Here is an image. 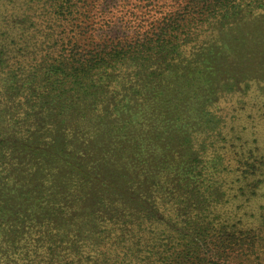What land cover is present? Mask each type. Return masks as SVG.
<instances>
[{
  "label": "trees",
  "instance_id": "obj_1",
  "mask_svg": "<svg viewBox=\"0 0 264 264\" xmlns=\"http://www.w3.org/2000/svg\"><path fill=\"white\" fill-rule=\"evenodd\" d=\"M60 1L35 9L40 23L7 21L21 36L0 38V264L242 254L245 241L234 230L223 240L220 215L205 213L212 182L196 134L215 94L262 60L264 11L248 3L263 0H173L185 4L123 40L100 38L113 29L104 22L94 40L84 5Z\"/></svg>",
  "mask_w": 264,
  "mask_h": 264
},
{
  "label": "rangeland",
  "instance_id": "obj_2",
  "mask_svg": "<svg viewBox=\"0 0 264 264\" xmlns=\"http://www.w3.org/2000/svg\"><path fill=\"white\" fill-rule=\"evenodd\" d=\"M171 2L173 0L72 1L77 6L84 5L86 15L81 19L93 28L96 26L93 32L94 40L98 39L95 35L102 22L113 24V29L104 32L100 38L123 40L134 34L132 30L138 22H157L185 4ZM59 3L62 2L0 0V38L4 34L15 33L4 31L5 23H9L7 21L15 20L16 24L24 22L28 26L32 22L33 25L35 22L40 23L42 18L34 13L35 9ZM233 4L229 3L230 6ZM245 4L247 5L243 3ZM248 4L253 7L262 6L255 8V13L264 11V0ZM21 13L26 16L23 20L17 16ZM262 20L264 28V17ZM144 25L140 31L146 28L147 25ZM32 28L33 26L29 30ZM58 30L61 31V28ZM21 32L22 30L14 36L18 38ZM68 35H71L70 31ZM228 35L227 40L232 41L231 33ZM261 35L264 37V33ZM258 46L262 51V60L258 61L250 72L241 69V66L238 67L241 73H244V78L239 80L235 87L228 86L222 94H215L210 105L213 114L203 127L206 129L202 128L203 131L196 134L200 142L197 151L198 164L204 165L207 171L203 179L212 182V187L208 190V205H205L208 210L205 213L214 215L208 214V211H212L220 215L216 223L223 234V240L226 233L233 234L230 231L234 230L233 235L245 241L243 253L230 255L224 264H264V42ZM227 48L230 50L231 46ZM227 81L228 85H231L230 78L227 77ZM72 194L71 196L77 198L79 189H72ZM85 217L86 215H83L77 227L83 225ZM2 228L0 224V230ZM70 230L79 237L80 234L75 229ZM180 230L177 228L175 231ZM182 238L184 243L192 239L201 248L204 247V243L190 233H185ZM254 239L256 242L251 248Z\"/></svg>",
  "mask_w": 264,
  "mask_h": 264
}]
</instances>
